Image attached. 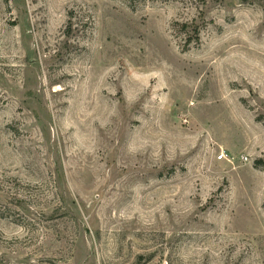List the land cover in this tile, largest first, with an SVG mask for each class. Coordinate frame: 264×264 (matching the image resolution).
<instances>
[{
    "label": "rangeland",
    "instance_id": "1",
    "mask_svg": "<svg viewBox=\"0 0 264 264\" xmlns=\"http://www.w3.org/2000/svg\"><path fill=\"white\" fill-rule=\"evenodd\" d=\"M0 264H264V0H0Z\"/></svg>",
    "mask_w": 264,
    "mask_h": 264
},
{
    "label": "built area",
    "instance_id": "2",
    "mask_svg": "<svg viewBox=\"0 0 264 264\" xmlns=\"http://www.w3.org/2000/svg\"><path fill=\"white\" fill-rule=\"evenodd\" d=\"M223 158H224V154L221 153V154L219 155V158H218V159L220 160V159H223Z\"/></svg>",
    "mask_w": 264,
    "mask_h": 264
},
{
    "label": "trees",
    "instance_id": "3",
    "mask_svg": "<svg viewBox=\"0 0 264 264\" xmlns=\"http://www.w3.org/2000/svg\"><path fill=\"white\" fill-rule=\"evenodd\" d=\"M194 33H195L196 37L199 36V32H198V30H194Z\"/></svg>",
    "mask_w": 264,
    "mask_h": 264
}]
</instances>
